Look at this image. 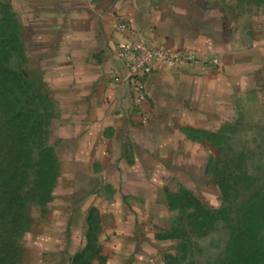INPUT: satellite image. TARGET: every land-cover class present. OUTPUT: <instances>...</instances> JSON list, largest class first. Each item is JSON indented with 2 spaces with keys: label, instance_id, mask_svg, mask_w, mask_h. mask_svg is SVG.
Instances as JSON below:
<instances>
[{
  "label": "crops",
  "instance_id": "0c3cea01",
  "mask_svg": "<svg viewBox=\"0 0 264 264\" xmlns=\"http://www.w3.org/2000/svg\"><path fill=\"white\" fill-rule=\"evenodd\" d=\"M8 2L52 100L66 184L84 187L70 195L79 204L69 217L86 206L80 249L67 257L76 243L44 241L33 264H82L88 258L74 260L88 249L96 250L89 264H117L99 241L96 202L118 219L117 248L139 247L136 218L205 181L210 138L238 106L264 108V4L242 15L227 0ZM135 39L190 59L156 65L135 89L119 55Z\"/></svg>",
  "mask_w": 264,
  "mask_h": 264
},
{
  "label": "rangeland",
  "instance_id": "374dc122",
  "mask_svg": "<svg viewBox=\"0 0 264 264\" xmlns=\"http://www.w3.org/2000/svg\"><path fill=\"white\" fill-rule=\"evenodd\" d=\"M227 1L242 15L264 4ZM25 35L18 8L0 0V264H33L44 241L76 243L64 249L67 257L85 242L86 206L76 220L69 217L79 204L70 195L84 187L66 184L52 137V100ZM210 142L205 181L136 218L139 247L117 248V218L96 202L105 255L117 264H264V108L238 106ZM85 252L74 262L84 256L89 264L96 250Z\"/></svg>",
  "mask_w": 264,
  "mask_h": 264
},
{
  "label": "built area",
  "instance_id": "2783aa9c",
  "mask_svg": "<svg viewBox=\"0 0 264 264\" xmlns=\"http://www.w3.org/2000/svg\"><path fill=\"white\" fill-rule=\"evenodd\" d=\"M121 62L127 71L125 82L135 89H140L141 80L147 76L156 65H175L188 61L190 58L183 52H171L153 43L132 41L120 51Z\"/></svg>",
  "mask_w": 264,
  "mask_h": 264
}]
</instances>
